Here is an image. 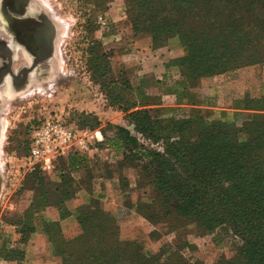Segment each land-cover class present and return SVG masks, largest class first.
<instances>
[{"label":"rangeland","instance_id":"374dc122","mask_svg":"<svg viewBox=\"0 0 264 264\" xmlns=\"http://www.w3.org/2000/svg\"><path fill=\"white\" fill-rule=\"evenodd\" d=\"M33 4L50 14L58 38L52 69L45 79L26 89V76L23 89L17 90L22 83L11 84L13 93L0 99V264H245L250 256L247 239L240 227H234L233 218L212 213L210 217L223 220H213V228L207 231L193 219L168 217L166 211L175 196L180 197L176 177L186 180L187 176L190 190H204L208 199L216 196L221 200L229 195L225 191L232 190L230 181L222 175L224 170L208 166L206 158L213 161L216 154L206 156L205 148L198 147L204 143L203 125L213 128L222 124L223 134L227 126L234 123L239 127L246 120L249 111L243 109L245 98L264 102V48L247 55L244 49L252 44H242L247 38L242 27L249 23L255 29V45L264 43V18L248 19L246 24L238 18L227 20L224 27L233 21L235 34L229 29L223 34H229L227 39H213L219 32L205 31L192 44L190 31L195 35L200 28L193 29L190 22L172 30L171 35L162 32L167 27L159 26L152 42L149 33L136 32L147 24L143 14L156 12L155 3L33 0ZM94 42L107 54V64L94 60ZM195 49L199 55L190 56ZM17 68L14 64L13 70ZM205 71L214 74L201 80L217 77L219 83V95L211 96L219 100L216 109L175 106L179 98L172 93L177 86L179 89L191 80L193 73ZM248 106L264 115L263 104L251 102ZM77 114L89 115L86 128L81 129L88 130L89 140L85 148L73 150V169L60 159L53 163L52 172L32 166L28 157L30 127L40 119L55 116L73 124ZM139 124L148 127V138L137 131ZM116 128L127 131L141 150L164 156L166 149L177 153L178 158L167 156L170 165L159 168L167 175V184L157 185L141 160L125 157L128 152L122 154L118 148L121 141L117 146L114 142ZM211 132L206 133V139L211 140ZM100 140H104L102 147L95 144ZM193 163L195 167L190 168ZM35 171L38 176H29ZM55 180L63 185L67 208L75 209L73 219L63 225L65 234L60 229L63 240L69 243L83 234L76 219L81 212L83 218L96 214L100 225L115 227L113 239L102 242L99 253L82 254L75 249V260L66 261L62 257L63 251L68 255L67 246L57 251L47 242L42 224L48 222L50 214L41 207L40 199ZM192 183H200L201 188ZM263 194L255 192L253 209L254 216L259 211L264 220ZM78 202L81 204L77 206ZM22 235L25 240L22 237L21 242ZM93 236L102 240L94 232ZM93 240V245L87 243L95 249L96 238ZM104 252L113 258L104 259L100 255Z\"/></svg>","mask_w":264,"mask_h":264},{"label":"trees","instance_id":"16d2710c","mask_svg":"<svg viewBox=\"0 0 264 264\" xmlns=\"http://www.w3.org/2000/svg\"><path fill=\"white\" fill-rule=\"evenodd\" d=\"M144 2L155 3L154 7L156 8V12L143 14V17L146 18L147 24L145 28H139V30H143L136 33H149L151 35L150 37H152V42L156 41L157 34H159L160 31L156 28H159V26L161 28L167 27V29H164L167 31L163 30L162 32L171 35L172 30H175L176 28L179 30L180 27L184 26L187 22H190L193 29L200 28V31L196 32L195 35L192 30L190 31V33L194 36L193 39L189 41V44H192V41L202 36L205 31L219 32L213 39H227L229 34H223L225 33V30L229 29L232 30L231 33L235 34L234 31L237 30V26L234 25L233 21L224 27L227 20L238 18L240 20H244L243 23L246 24L248 19L252 21L256 19V17L262 16L264 18V0H142V4ZM150 8H152V5H150ZM161 15H164L165 18H161ZM262 17L261 19H263ZM206 27H213L216 31L210 30ZM242 31V34L247 36L245 41L243 40L242 44L246 42H251L252 44V46L244 49L246 54L251 55V52L259 53L260 49L264 48V43L260 46L257 44L255 45V39H253L255 37V29L251 27V24L249 23L242 27ZM231 43L234 44V40H232ZM93 46L94 47H92L91 50L95 55L94 60L100 62V64H107L108 56L106 53L101 52L99 43L94 42ZM234 46H232V50H234ZM193 55H199V50L194 51L190 56ZM105 74H107V72ZM212 74H214L213 71L209 73H207V71L193 73L191 80H186L185 83L180 85L181 87L179 86L181 93H178L179 89L177 86L172 93L176 98H179L177 104L183 105L186 103L193 106L190 108H196L195 106L197 103L201 101H197L198 98H200L199 95H190L187 97L186 92L198 84L201 78L206 76L210 77ZM100 77L104 78V75H100ZM111 83L113 87H115L116 82L112 80ZM178 94L180 95L178 96ZM251 102L264 105V102H258L257 99L251 100L249 98H245L243 101V109L245 111H249L250 113L246 112L248 113L246 115V120L241 122L239 127L233 123L232 126H227V131H225V133L221 134V128L223 127L222 124L218 123L217 126H214L213 128L206 127L204 125L202 126L204 143L198 148H205V151L208 153L206 156L210 153L216 154L213 156V161L212 157L206 158V161H209L208 166L211 168L221 171L224 170V174L222 175H224L226 180L228 179L230 181L229 189L232 188L230 191H225L228 192L229 195H224V198L221 200H218V197L216 196L212 199H208L207 196L203 194L207 193L204 190H201L200 192L198 190H190L191 187H189V185L191 183L188 181L187 176H185L186 180H184L182 176L176 177L177 181L175 186L180 191V197L175 196V200L173 199L172 203L169 205L166 215L168 217L183 218L186 220L193 219L198 223L199 228L210 231L213 228L212 224L215 220L217 223L223 220L216 217H210V214L217 212L223 213L228 216L229 219H234V222H236L233 224L234 227L236 229L240 227L242 229V234L247 239L246 248L247 253H249L250 256L245 259V264H264V220L261 218V212L257 214L259 211H257L254 216L256 209H253V195L255 192L259 191L264 193V115L261 116L254 113L248 106ZM133 106L134 105H129L130 108ZM138 114L140 113H135V115ZM88 116L89 115L87 114H77L76 126L80 129L86 128V121L89 118ZM139 127L137 128V131L144 137L148 138V127L140 124ZM116 130L117 136L114 137V142L117 146L121 141V145H118V148L122 150V154L128 152V155H124L125 157H134L141 160L142 164L146 165V167L153 174V179L157 182V185L160 186V183L162 184V182L163 184H167V181H165L167 179V175H164L162 170L159 168L164 164L170 165V161L167 159V156L178 158L177 153H170L168 149H166L167 154L165 153L164 156L150 151H145L144 149H142V151L141 147L138 146L137 141L132 138L127 131L122 128H116ZM209 130L212 131L208 134L211 140L205 138L206 133H208ZM104 140V142L109 143V140ZM100 146L102 147L103 144H99V147ZM109 147L111 146L109 145ZM71 159V164L67 166L69 170L73 169L72 167L76 162L74 158ZM195 164L196 163L190 165V168L195 167ZM186 171H189L187 167ZM171 172H173V170H171ZM196 172L197 174L200 173V171ZM186 173L188 174V172ZM38 174L39 172L35 171L29 176L36 177ZM61 178L63 177L61 176ZM171 178L173 180V177ZM42 180L43 179H41V182ZM190 180L192 181V176ZM192 186L201 188L200 183H192ZM184 189L186 190L184 191ZM246 189L249 192H247ZM48 190L49 189H47V192L43 195V198L40 199V204L43 208L46 206V196H48ZM58 191L61 194V204H65V195L63 193L64 188L62 183L59 184ZM162 201H164V199ZM227 204L229 205L226 208L225 205ZM83 214L84 213L82 212L81 214L78 213V215H76V219L79 227L82 229V232H84L80 238L70 241L69 243L63 240L58 224L43 221L42 230L43 234L46 236L47 242L50 243L57 251H60L64 245L67 246V250L69 251H67L68 255H66V251H63L62 257L66 261L75 260V258L72 257V252L75 249L82 254L94 253L95 255V253H99L100 249L98 248L102 242L105 241V243H107L114 237V226L112 229H109L108 227L106 228L102 224L101 226L98 223L99 218H97L96 214L89 213L85 218L82 217ZM69 215V212L65 210L60 212L61 219L67 218ZM22 231L21 233H26L25 231ZM29 231L31 232L32 229L30 228ZM92 231L96 236H100L102 240H97V237L93 236ZM22 237L23 241L25 240V236L22 235L21 242ZM95 238V245L97 246H94L95 249H93L88 243L93 245V239ZM111 247H113V245H111ZM108 250L110 253H113L111 249ZM107 254L109 253H100L101 257L104 259L113 258L111 255ZM258 257L260 258L257 259ZM118 258L119 255L116 259ZM232 264L244 263L243 261H238Z\"/></svg>","mask_w":264,"mask_h":264},{"label":"flooded vegetation","instance_id":"af4514ba","mask_svg":"<svg viewBox=\"0 0 264 264\" xmlns=\"http://www.w3.org/2000/svg\"><path fill=\"white\" fill-rule=\"evenodd\" d=\"M45 10L40 9L33 4V0H4L0 1V40L5 41L9 46L11 54L16 57L11 66L14 75L24 70H33L32 77L38 75L36 81L31 82L28 78L29 87L38 85L39 79H45V75L52 69L51 62L55 52L57 38L52 45V29L50 28L51 17ZM7 20V23L6 21ZM55 30L56 29V26ZM6 31V32H5ZM21 48V49H20ZM5 54L0 53V68L6 63ZM14 64H17V70H13ZM32 68V69H31ZM22 78L20 83H14L13 80L7 79L9 84H21L17 90H21L26 85ZM42 81V80H41ZM34 83V84H33ZM1 186V182H0Z\"/></svg>","mask_w":264,"mask_h":264},{"label":"built area","instance_id":"2783aa9c","mask_svg":"<svg viewBox=\"0 0 264 264\" xmlns=\"http://www.w3.org/2000/svg\"><path fill=\"white\" fill-rule=\"evenodd\" d=\"M87 133L88 130L79 129L75 122L70 124L57 116L36 121L28 132L31 165L52 172L55 161L86 147Z\"/></svg>","mask_w":264,"mask_h":264},{"label":"crops","instance_id":"0c3cea01","mask_svg":"<svg viewBox=\"0 0 264 264\" xmlns=\"http://www.w3.org/2000/svg\"><path fill=\"white\" fill-rule=\"evenodd\" d=\"M217 77L215 78H209V79H203V80H200L198 82V84H196L195 86H193L192 88H190L187 92H186V96H190V95H200L201 94V97L198 98V102L197 105L195 106L196 108L199 107V108H203V109H216V107L218 106L219 104V100H216L214 99V97H211V96H216V95H219V86L217 83ZM205 96V97H204ZM175 106L177 107H186V108H190V107H193L192 105H188V104H176L175 103ZM103 141L100 140V141H96L95 144H97V146L99 147V144H101ZM73 153H69L65 158L63 159H60L59 161H66L67 162V166L69 164H71V156ZM54 169H52L53 171ZM59 182L58 181H53V182H50L49 184V192H48V196H46V206L44 208V210L50 214L48 218V223H52V224H58L59 225V228L62 230L63 228V225L65 222H67L68 220L70 219H73V211L75 210L74 208L73 209H70V208H67L66 204H61V194L60 192L58 191L59 189ZM81 203L78 202L77 203V206L80 205ZM67 211L69 212V216L67 218H64V219H61L60 217V212L61 211ZM63 234H65V231H63Z\"/></svg>","mask_w":264,"mask_h":264},{"label":"water","instance_id":"95a60500","mask_svg":"<svg viewBox=\"0 0 264 264\" xmlns=\"http://www.w3.org/2000/svg\"><path fill=\"white\" fill-rule=\"evenodd\" d=\"M0 1L4 2V0H0ZM54 26H53L52 23H50V28L52 29V32H53V34H52V41H51L52 42V45H53L55 39L58 36L57 30H55V27ZM8 48H9V46L5 43V41L0 40V53H3V54H5V56H7L6 57V60H7L6 63L4 65H2V67L0 68V88L2 87V85L5 82V80H7V79H10L11 81L13 80L14 83H20L22 81V78L24 76H30L31 77V79H30L31 82L36 81L38 79L37 78L38 75H35L36 77H32L33 76L32 75L33 73L31 74V72L33 70H24L25 73H24V75L22 77H21V72L17 73V75H14L13 74V72L11 71V66L13 64V61L16 60L17 56L14 57L11 54L12 52ZM52 57L53 56L51 55L50 58H52ZM35 78H37V79H35ZM0 99H1V97H0Z\"/></svg>","mask_w":264,"mask_h":264},{"label":"bare ground","instance_id":"6f19581e","mask_svg":"<svg viewBox=\"0 0 264 264\" xmlns=\"http://www.w3.org/2000/svg\"><path fill=\"white\" fill-rule=\"evenodd\" d=\"M4 21H6V23H7V20H4ZM9 83L10 82L5 80L4 84L0 88V97H1V95L2 96H6V95H9V94L13 93L14 89L12 88L11 84H9Z\"/></svg>","mask_w":264,"mask_h":264}]
</instances>
